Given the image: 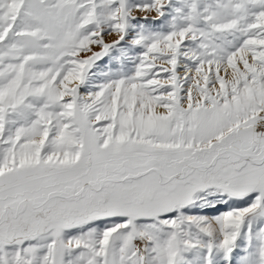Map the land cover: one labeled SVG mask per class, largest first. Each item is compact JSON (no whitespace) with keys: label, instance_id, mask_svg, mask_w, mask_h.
Here are the masks:
<instances>
[{"label":"snow or ice","instance_id":"obj_1","mask_svg":"<svg viewBox=\"0 0 264 264\" xmlns=\"http://www.w3.org/2000/svg\"><path fill=\"white\" fill-rule=\"evenodd\" d=\"M0 264H264V0H0Z\"/></svg>","mask_w":264,"mask_h":264}]
</instances>
